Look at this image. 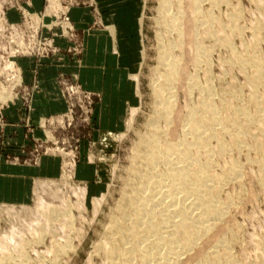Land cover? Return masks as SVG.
<instances>
[{"label":"rangeland","instance_id":"rangeland-1","mask_svg":"<svg viewBox=\"0 0 264 264\" xmlns=\"http://www.w3.org/2000/svg\"><path fill=\"white\" fill-rule=\"evenodd\" d=\"M164 1L0 0V264H108L99 245L107 241L110 216L130 181L140 135L148 132L147 123L154 118L167 130L156 94L165 68L161 63L159 68L160 46L165 44V50L169 46V52H174L171 59L181 64L177 76L182 78L176 77L170 97L178 132L174 139L184 135L183 119L190 109L200 114L201 96L206 97L207 90L215 92L214 104L225 119L236 106L254 113L248 83L253 68L244 71L233 54L244 56L256 44L264 59V0H218V4L200 0L204 11L198 10L197 15L194 0ZM75 5L89 10L87 24L75 21L71 14ZM161 7L168 10L163 14ZM202 12L213 14V26L201 24ZM166 14L168 23L172 16L181 18V29H171ZM109 16L116 23L104 20ZM234 25L241 33L234 32ZM208 27L213 35L207 34ZM117 29L122 30V38L114 51L110 40L107 58L121 53L111 79L119 80L121 74L122 85H114L110 99L114 104L104 107L105 113H112L108 117L100 105V89L81 82L79 66L87 33L110 32L116 41ZM228 37L230 47L223 42ZM198 42L204 46L199 55ZM94 66L92 62L93 73ZM260 83L258 92L263 94L264 75ZM198 87L206 88L199 91ZM256 122L246 128L244 147L214 156L216 175L239 162L242 176L222 183L219 192L222 199L234 197V203L222 223L178 264L190 263L198 250L209 251L223 236L232 241L230 252L240 263L257 262L264 253V169L259 163L264 133ZM223 140L228 144L231 137ZM216 143L217 139L210 142L214 149L219 147ZM204 155L201 152L200 157ZM96 200L102 201L99 207Z\"/></svg>","mask_w":264,"mask_h":264},{"label":"bare ground","instance_id":"bare-ground-1","mask_svg":"<svg viewBox=\"0 0 264 264\" xmlns=\"http://www.w3.org/2000/svg\"><path fill=\"white\" fill-rule=\"evenodd\" d=\"M165 1L167 4L171 2V0ZM217 1L218 0H212L213 3L216 2V4H218L219 2ZM165 4L163 6H165ZM198 6H200V0H194L193 7L196 9V12L194 11L196 15L199 13L198 10H203L200 9L202 8L201 6L199 8ZM175 8L178 9V7ZM165 10L162 8V13H165L168 9ZM174 10L173 12H175ZM169 13L171 14V12H167V14ZM167 14L165 16L163 15L165 20L166 17L169 18ZM201 14L203 15V22L201 21V24L206 23L207 26H213L212 24L215 23V18L212 16L213 14L211 15V12H202ZM176 15H178V13ZM238 15L239 13H235V16ZM172 17L173 21L168 23V20H166V24L172 27L177 26L178 28V25H180L179 23H181L179 22L181 18H179V20L177 16ZM174 17L177 19H174ZM200 26L202 25H199V27ZM168 27L165 28L168 29ZM171 29H174V27ZM232 29L235 33H241V29L237 25H234ZM196 33L198 34L199 32L196 31ZM213 33L212 27H208L207 34L213 35ZM174 42L173 44L176 43ZM223 42L230 47L231 38L228 37L226 41ZM167 44H169V42ZM196 44V53L199 55L198 51L200 52V49L204 46L203 44L200 45L199 42ZM164 46L165 44L160 46L159 49L161 50V47H163V51L161 50V52H159L163 55L161 58V54H159V58L161 59V61L159 60V68L161 67L160 63L162 66H165L164 70L163 67L161 69L164 71V74L163 78H161L162 80H160V85H158V92L156 93L159 96L160 103L158 100L157 102L161 107L159 104L156 106L163 110L159 109L161 111V118H164L166 121L164 126L166 125L165 127H167V130H163L164 128H162L161 124H157L158 120L154 118L152 123H147L149 124V128L147 127L148 132L144 134L141 133V135L139 134L141 137L137 144L138 151L133 161L134 164L130 169V181L128 182V179H126L128 184L126 188L123 186L125 189L122 188L124 192L123 190L121 191L123 192V196L121 200H119L120 203L121 201L122 203H119L120 206L118 205L117 208H115L117 214L112 216L113 213H115L114 211L110 216V228L109 231L106 229L108 233L105 237L107 241L105 245L103 242L99 245V247L104 248L108 264H178L188 250L198 246L208 233L216 229L222 223L228 208L234 203V197L229 196L227 201L221 198L219 192L222 188V183L232 180V178L236 179V177H240V174L242 176V173L238 170L239 162H236L237 160L232 162L230 167L216 175L212 170L214 166V156L217 154L225 155L231 150H238L244 147L242 145L244 144L243 137L249 132L246 128L250 123L257 121L258 123L256 122L257 124H255V126L264 133V93L258 92L261 84L260 78L264 75V59L256 50V44H254L249 48V53L244 54V56L238 55L235 51L234 54H236V56L233 54V57H235L234 59L244 71L249 67L253 68V73L248 77V83L252 88L253 95L251 101L255 107L254 113L243 106H236L231 110V117L225 119L220 113L221 108L214 104L212 96L213 94L215 95V92L207 90L206 97L201 96L202 101L201 105H199L201 110L200 114L197 115L196 111L190 109L187 114L188 117L183 119L182 130L184 131V135L180 136V134H178V138L174 139V134L177 132V124L175 120L171 118L170 113L173 111L174 103L170 97L174 94L172 92V84L176 80V77L179 76H177V74L180 71L181 64L179 60L177 61L175 58L171 59L170 54L174 52H169V46H167V50H165ZM178 47L181 48V46ZM233 47L232 45V49ZM202 54H204V52ZM183 55L181 57H183ZM196 58L197 57H195V59ZM185 59L183 57L184 61H186ZM198 63L200 62L198 61ZM180 77L181 76L178 78ZM188 81L193 80L190 78ZM198 88L201 89L199 91H202V89L206 87ZM189 89L191 90L192 88ZM167 95L168 98L166 97ZM174 96L176 97V95ZM229 107H227V109ZM230 109L231 108L228 110ZM155 110L157 109L154 108V111ZM172 126L174 127L173 129ZM223 136H230L231 142L226 144L223 140ZM212 139L218 140V143H216L219 144L218 149H214V146L212 147L211 145L212 143L210 144ZM261 148L264 147L262 146ZM201 152L206 155L204 159L200 157ZM259 163L260 167L264 169V156ZM98 201L99 200H96V205L102 202L99 201V203ZM97 207H99V205ZM231 242L229 237L223 236L218 240L216 238V243L210 247L211 249L209 251L204 249L198 250L196 252V257H193L192 260H190L191 262L187 263L245 264V262L240 263L230 252ZM190 251L192 252V250ZM250 264H264V253L261 254L257 262L251 261Z\"/></svg>","mask_w":264,"mask_h":264},{"label":"crops","instance_id":"crops-1","mask_svg":"<svg viewBox=\"0 0 264 264\" xmlns=\"http://www.w3.org/2000/svg\"><path fill=\"white\" fill-rule=\"evenodd\" d=\"M85 7L86 6L75 5L71 10V14L76 22H80V23L84 22L86 24L89 22V10L87 9V7L86 8ZM104 20L109 22H111L112 20L115 22V20L111 16L105 17ZM121 32H122L121 29L120 30L117 29L116 41L114 40L110 32L108 33L106 31H102V32L87 33L84 36L85 49L83 51L84 52L82 58L83 62L80 63L79 66L81 82L84 83V85L86 86H90L92 88L97 86L100 89L98 91L100 92L101 98H103L102 103L100 105H102V108L104 110L103 111L104 115L108 117H112V113L109 112H107L108 114L105 113L104 107L110 109L111 106L114 104V101L110 99H113L112 95L113 92L116 90V88H119V86L122 85V81H121L122 75L119 74V80L114 79L116 82L113 81V79H111V75L113 74L112 70L118 66V63L121 60V53L119 54L118 51L117 52L118 55L114 57L112 60H109L107 57L109 52H111V47L113 51H114L113 49L114 45L118 47L119 40L122 38L121 37L122 34L119 35V33ZM110 40H111V47H110ZM92 62H95L96 64V66H94L95 67L94 73H93ZM52 69L53 68H48V71L52 72ZM114 85L116 86V88H114ZM111 121L113 123H116L117 119L113 118V120Z\"/></svg>","mask_w":264,"mask_h":264}]
</instances>
